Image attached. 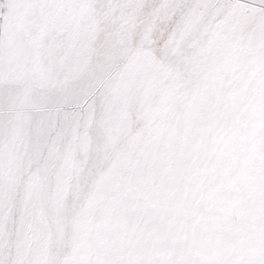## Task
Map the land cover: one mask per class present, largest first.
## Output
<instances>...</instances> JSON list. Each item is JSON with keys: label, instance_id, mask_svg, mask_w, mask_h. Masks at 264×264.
<instances>
[{"label": "snow or ice", "instance_id": "6c2138e0", "mask_svg": "<svg viewBox=\"0 0 264 264\" xmlns=\"http://www.w3.org/2000/svg\"><path fill=\"white\" fill-rule=\"evenodd\" d=\"M0 264H264V0H0Z\"/></svg>", "mask_w": 264, "mask_h": 264}]
</instances>
